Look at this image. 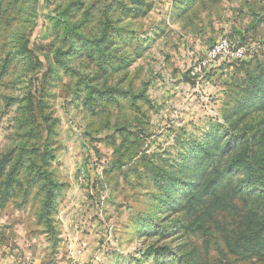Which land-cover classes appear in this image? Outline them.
<instances>
[{
	"label": "rangeland",
	"instance_id": "374dc122",
	"mask_svg": "<svg viewBox=\"0 0 264 264\" xmlns=\"http://www.w3.org/2000/svg\"><path fill=\"white\" fill-rule=\"evenodd\" d=\"M260 74L264 0H0V264H264V194L199 178Z\"/></svg>",
	"mask_w": 264,
	"mask_h": 264
},
{
	"label": "trees",
	"instance_id": "16d2710c",
	"mask_svg": "<svg viewBox=\"0 0 264 264\" xmlns=\"http://www.w3.org/2000/svg\"><path fill=\"white\" fill-rule=\"evenodd\" d=\"M251 92L254 93L252 102L260 100L264 103V76L262 74L257 76L256 81L251 87ZM251 144L258 145L260 152L257 150L254 152V149L251 148ZM240 146H242V148H240ZM216 148L220 150V152L212 150V148H206L204 150L205 158L203 157V160L206 159V162H204L200 171L199 178L203 179L207 175L212 174L213 177L210 182H216L223 175L233 170L234 172H239L243 177L242 182L250 191H254L258 195L264 194V139L261 138L259 141H252L251 143L248 142L247 138L231 137L224 142V146L222 147L221 144L217 143ZM225 157L227 158L225 159ZM221 167H223L226 173L223 171L220 172ZM164 181H168L164 187H168L172 184V178L170 177L164 178ZM193 181L194 180H189L186 183L192 186L196 183ZM173 185L177 187L174 188L172 186V188H174L173 191L179 192V189L185 185V181ZM194 189L198 190L197 186H195ZM47 203H50V198L47 200ZM152 250L159 252L161 255L169 251L167 247H150L149 251Z\"/></svg>",
	"mask_w": 264,
	"mask_h": 264
},
{
	"label": "built area",
	"instance_id": "2783aa9c",
	"mask_svg": "<svg viewBox=\"0 0 264 264\" xmlns=\"http://www.w3.org/2000/svg\"><path fill=\"white\" fill-rule=\"evenodd\" d=\"M244 47H233L232 42L228 38L219 39L213 46H211L202 57L199 59L198 67L191 71L193 76L199 74L201 69L209 68L214 63L221 61L223 58L240 59L244 56ZM17 264H25L18 262Z\"/></svg>",
	"mask_w": 264,
	"mask_h": 264
},
{
	"label": "water",
	"instance_id": "95a60500",
	"mask_svg": "<svg viewBox=\"0 0 264 264\" xmlns=\"http://www.w3.org/2000/svg\"><path fill=\"white\" fill-rule=\"evenodd\" d=\"M185 79L188 80V81H190V82L193 83V84H195V83L197 82L196 79L191 78V77L187 76L186 74H185Z\"/></svg>",
	"mask_w": 264,
	"mask_h": 264
}]
</instances>
